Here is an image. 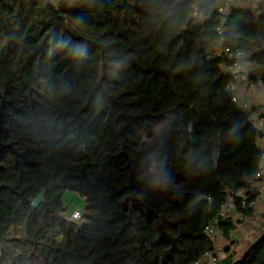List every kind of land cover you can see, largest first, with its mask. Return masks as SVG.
I'll use <instances>...</instances> for the list:
<instances>
[{"label": "trees", "instance_id": "trees-1", "mask_svg": "<svg viewBox=\"0 0 264 264\" xmlns=\"http://www.w3.org/2000/svg\"><path fill=\"white\" fill-rule=\"evenodd\" d=\"M223 4L0 0V264H192L210 248L209 218L261 156L217 27L263 64L264 0ZM223 264H264V233Z\"/></svg>", "mask_w": 264, "mask_h": 264}, {"label": "built area", "instance_id": "built-area-1", "mask_svg": "<svg viewBox=\"0 0 264 264\" xmlns=\"http://www.w3.org/2000/svg\"><path fill=\"white\" fill-rule=\"evenodd\" d=\"M233 0H224V4L220 7L221 13H225L231 6ZM226 24L222 22L218 27L220 35L221 54L228 55L231 60L224 64V71L230 75L227 83V89L230 92L231 99L236 102L248 114L249 119L257 130V143L261 148V156L258 162V179L253 181L248 189H240L236 191H229L226 200L221 204L218 210L209 218L205 231L211 243L209 249L205 251L203 256L195 260L192 264H223L226 255L225 249L218 244V239L223 233V222L231 218L234 214L240 213L239 204L246 205L248 203L249 191L255 192V198L252 202L260 198L262 189H264V119L256 117L249 108L247 102L240 100L235 92V83L240 78V68L243 59L249 50L244 48H233L226 43L225 32ZM82 216L80 209H73L69 213V217L74 220H79Z\"/></svg>", "mask_w": 264, "mask_h": 264}, {"label": "crops", "instance_id": "crops-1", "mask_svg": "<svg viewBox=\"0 0 264 264\" xmlns=\"http://www.w3.org/2000/svg\"><path fill=\"white\" fill-rule=\"evenodd\" d=\"M235 92L240 100L247 102L256 117L264 119V63L261 64L247 52L240 68V78L235 83ZM245 218L253 217L251 228L264 230V189L260 198L252 203L249 213H237ZM258 228V229H256ZM234 230V229H233Z\"/></svg>", "mask_w": 264, "mask_h": 264}, {"label": "rangeland", "instance_id": "rangeland-1", "mask_svg": "<svg viewBox=\"0 0 264 264\" xmlns=\"http://www.w3.org/2000/svg\"><path fill=\"white\" fill-rule=\"evenodd\" d=\"M235 2V0L233 1ZM161 124L157 125L159 129ZM160 180L156 178L153 181V185H159ZM64 200L69 205L68 211L71 212L73 209H80L83 211L85 209L86 200L84 197L79 195L78 193L67 189L63 194ZM246 216H241L238 214H234L231 218L235 221L236 226L234 230L231 231L230 236L222 235L218 239V244L221 248L225 249L227 253V249L229 248L230 253H234L235 257L241 256L250 245H252L263 233L264 230H254L251 228L253 221V217L245 218ZM258 229V228H256Z\"/></svg>", "mask_w": 264, "mask_h": 264}, {"label": "water", "instance_id": "water-1", "mask_svg": "<svg viewBox=\"0 0 264 264\" xmlns=\"http://www.w3.org/2000/svg\"><path fill=\"white\" fill-rule=\"evenodd\" d=\"M184 31H185V29H183L182 31H181V33L182 34H184ZM99 72H100V78H99V80L100 81H102L103 79H104V77H105V64H104V62L102 61L101 62V64H100V70H99ZM195 108V107H194ZM45 189H43L36 197H35V199H34V201H33V204H34V206H38L41 202H43V201H45Z\"/></svg>", "mask_w": 264, "mask_h": 264}]
</instances>
